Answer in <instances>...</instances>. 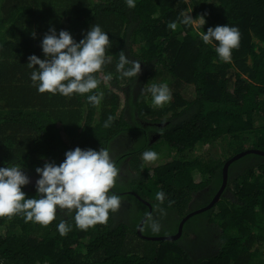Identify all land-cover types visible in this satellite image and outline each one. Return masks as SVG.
I'll use <instances>...</instances> for the list:
<instances>
[{
	"label": "trees",
	"instance_id": "1",
	"mask_svg": "<svg viewBox=\"0 0 264 264\" xmlns=\"http://www.w3.org/2000/svg\"><path fill=\"white\" fill-rule=\"evenodd\" d=\"M182 13L205 15L207 22L185 26ZM171 21L175 31L167 27ZM94 24L111 43L106 54L112 62L96 74L101 83L93 90L103 92L101 103L90 105L88 94L37 92L27 59L44 58L40 40L49 27L57 34L68 30L78 42ZM224 24L240 30L228 63L198 35ZM122 53L139 61L136 78L116 72ZM108 74L112 79L104 81ZM154 74H165L161 82L172 94L160 108L142 87ZM109 115L113 119L104 127ZM149 129L158 130L159 139L150 142ZM133 131V143L112 155L114 138L122 145ZM161 144L172 155L146 165L141 153ZM203 145H217L220 153H198ZM76 146L109 150L118 169L110 192L134 219L110 211L107 223L80 230L72 214L59 208L46 227L20 215L0 217L2 264H264V156L255 153L229 165L217 202L190 216L178 239L148 240L136 233L149 210L137 196L151 205L141 232L164 211L173 234L185 214L214 196L226 159L246 148L264 150V0H136L134 8L124 0H0V167L20 164L30 176L45 160L59 164ZM22 190L36 195L35 185ZM161 190L163 203L155 199ZM61 219L72 225L65 236L56 230Z\"/></svg>",
	"mask_w": 264,
	"mask_h": 264
},
{
	"label": "clouds",
	"instance_id": "2",
	"mask_svg": "<svg viewBox=\"0 0 264 264\" xmlns=\"http://www.w3.org/2000/svg\"><path fill=\"white\" fill-rule=\"evenodd\" d=\"M124 3L128 8H134L136 0H124ZM206 22L205 15L193 18L190 13H182L179 18L180 24L197 28ZM167 27L175 31L177 22L171 21ZM35 35L33 32L32 36ZM198 35L205 45H214L217 58L225 63L231 62L232 50L240 44L239 28L229 24L209 26ZM40 47L44 58L31 54L27 59V66L32 69L30 81L37 92L64 97L88 94L86 99L90 105L94 107L101 103L103 92L93 90L101 83L96 74L112 62V57L106 54L111 47L108 32L94 24L77 42L68 30L61 29L57 34L56 28L50 26L40 40ZM115 69L121 78L132 79L141 71V65L138 60L122 53ZM111 79V74L103 77L104 81ZM143 90L150 94L151 105L156 108L172 99L167 83H152ZM112 119L109 115L104 127L110 126ZM157 158L158 153L151 149L141 153V159L146 163ZM35 171L39 174L35 181L36 195L28 197L22 186L27 185L30 178L22 171L21 165L0 167V217L20 215L26 223L46 227L56 219L59 208L72 214L76 228L87 230L97 223H107L109 212H115L120 206V197L110 192L118 169L106 147L95 150L76 146L65 151L59 164L45 160ZM155 199L163 203L165 193L162 190L156 192ZM71 229L72 225L63 219L56 225L61 236L67 235ZM153 230H158V226L153 224Z\"/></svg>",
	"mask_w": 264,
	"mask_h": 264
},
{
	"label": "rangeland",
	"instance_id": "3",
	"mask_svg": "<svg viewBox=\"0 0 264 264\" xmlns=\"http://www.w3.org/2000/svg\"><path fill=\"white\" fill-rule=\"evenodd\" d=\"M163 77H166L165 74L159 75V76H157V74H154V77H152L150 79V81L146 80L143 82L142 87H148L152 83H157V84L162 83L161 80ZM168 87L170 89L169 85H168ZM189 88H190L189 86L186 87V89H189ZM123 106H124V103H123V105H121V107H123ZM155 140H153V142ZM124 144H126V142H124ZM115 151H118L116 149V147H115ZM153 151L158 153V158L154 162H147V163L145 162L146 165L152 166L155 164L163 163L169 158L170 155H172V152H173L172 148L167 147L166 145H163V144H161L157 150H153ZM197 152L202 153L205 156H209V155H214L215 153L219 154L220 149L217 145H215V147H210L209 145H203L199 149V151H197ZM116 211H117V216H120L122 218V220H124V221L131 222L134 219V214H133L132 210L129 209L128 205H125L124 203L122 205H120ZM165 216H166V212L160 211V213L156 214V216H154V218L152 217L153 218L152 221L149 222L148 224H146L143 228L144 234L148 235V236H160V235L171 234L173 231V228L171 227V225L166 224ZM153 224L158 226V230H153Z\"/></svg>",
	"mask_w": 264,
	"mask_h": 264
},
{
	"label": "water",
	"instance_id": "4",
	"mask_svg": "<svg viewBox=\"0 0 264 264\" xmlns=\"http://www.w3.org/2000/svg\"><path fill=\"white\" fill-rule=\"evenodd\" d=\"M156 125L161 126L164 125V123H156ZM248 153H255V154H259L261 156H264V150H260V149H256V148H246L238 153L233 154L232 156H230L228 159H226L222 165V171H221V175H222V179H221V184L218 188V190L216 191V193L214 194V196L211 198V200L209 201L208 204H206L205 206H202L200 208L194 209L189 211L187 214H185L179 221L176 231L173 234H169V235H160V236H148L145 235L141 232V228L142 225L144 223V221L147 219L148 215L151 212V205L148 201L141 199L139 196H137L140 200H142L144 203H146L148 205V212L147 214L139 221V223L137 224L136 227V233L138 234V236H140L141 238L144 239H148V240H176L178 239L181 234H182V230H183V224L184 222L192 215L197 214L199 212H202L210 207H212L215 202H217V200L219 199L222 191L224 190L225 186H226V182H227V172H228V167L229 165L235 161L236 159L242 157L245 154Z\"/></svg>",
	"mask_w": 264,
	"mask_h": 264
},
{
	"label": "flooded vegetation",
	"instance_id": "5",
	"mask_svg": "<svg viewBox=\"0 0 264 264\" xmlns=\"http://www.w3.org/2000/svg\"><path fill=\"white\" fill-rule=\"evenodd\" d=\"M135 89H136V87H135ZM148 137L151 139L150 142H153V140L159 139L160 134H159L158 130L149 129L148 130ZM135 138H136V131H133V132L130 133V138L129 139H124V142H126V144L122 143V145H121L120 144V138H117L116 140L114 138V140L112 142V147H111L112 155H115V147H116V149L118 148L117 150H119V149H122V147H125L127 145L130 146L133 143ZM38 175L39 174L36 173V172H35V174L30 175L29 176V178H30L29 184L35 185V181L38 178Z\"/></svg>",
	"mask_w": 264,
	"mask_h": 264
},
{
	"label": "built area",
	"instance_id": "6",
	"mask_svg": "<svg viewBox=\"0 0 264 264\" xmlns=\"http://www.w3.org/2000/svg\"><path fill=\"white\" fill-rule=\"evenodd\" d=\"M263 225H264V220H263ZM263 263H264V257H263Z\"/></svg>",
	"mask_w": 264,
	"mask_h": 264
}]
</instances>
